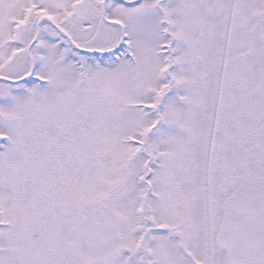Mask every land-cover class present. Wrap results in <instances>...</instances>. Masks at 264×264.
I'll return each instance as SVG.
<instances>
[{"label": "snow or ice", "instance_id": "1", "mask_svg": "<svg viewBox=\"0 0 264 264\" xmlns=\"http://www.w3.org/2000/svg\"><path fill=\"white\" fill-rule=\"evenodd\" d=\"M0 264H264V0H0Z\"/></svg>", "mask_w": 264, "mask_h": 264}]
</instances>
